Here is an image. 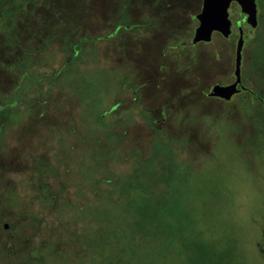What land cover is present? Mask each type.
<instances>
[{"label":"rangeland","instance_id":"obj_1","mask_svg":"<svg viewBox=\"0 0 264 264\" xmlns=\"http://www.w3.org/2000/svg\"><path fill=\"white\" fill-rule=\"evenodd\" d=\"M116 1L4 2L0 264H264V117L207 94L233 78L238 5L191 42L201 0H129L125 23Z\"/></svg>","mask_w":264,"mask_h":264},{"label":"water","instance_id":"obj_2","mask_svg":"<svg viewBox=\"0 0 264 264\" xmlns=\"http://www.w3.org/2000/svg\"><path fill=\"white\" fill-rule=\"evenodd\" d=\"M231 1H235L240 11L245 13L246 22L254 24L256 3L255 0H201L199 10L194 13L196 25L193 28L191 41L208 39L214 30L220 31L223 35L229 32V20L227 18V8ZM237 38L234 45L233 54V79L225 84L213 83L208 91L209 95L228 99L236 90L237 84H240V58L242 46V28L239 21H236ZM241 86V85H240ZM6 223H3L5 226Z\"/></svg>","mask_w":264,"mask_h":264},{"label":"trees","instance_id":"obj_3","mask_svg":"<svg viewBox=\"0 0 264 264\" xmlns=\"http://www.w3.org/2000/svg\"><path fill=\"white\" fill-rule=\"evenodd\" d=\"M15 1H18V5H20L21 4V0H0V14L1 13H5V12H7V10L5 9V7H4V2H8L9 4L12 2L13 3V5L14 4H16V2ZM49 2H50V0H48ZM152 1H156V0H152ZM25 2H30L31 4H36L37 2H39V0H25ZM128 2H129V0H117L115 3H114V11L112 12V15H110V21H113V20H119V22L120 23H125L127 20V15H126V10H127V8H128ZM259 9V8H258ZM113 13L115 14V16L113 17ZM264 16V9H262V10H257V16H256V11H255V16H254V19H255V21H256V23L257 22H259V20H258V16ZM117 16V17H116ZM119 18V19H118ZM149 18H152V15H150V14H147L146 15V19H148V20H150ZM126 20V21H125ZM191 20H193V19H191ZM0 21H1V15H0ZM154 25H155V23H153ZM255 24V23H254ZM215 32H218L221 36H225V35H223L220 31H218V30H214ZM174 34L176 33V32H173ZM212 33V32H211ZM257 33V32H256ZM262 35V33H258L256 36H261ZM53 37V34L52 33H49V34H46V35H43V36H40V38H39V47L38 48H42L44 45H46L47 43H48V41L51 39ZM13 38H14V36H13ZM92 38H93V36H92ZM210 38H211V35H210V37L208 38V39H202V40H197V42H199V41H201V42H208L209 40H210ZM258 38V37H257ZM15 39V38H14ZM180 40V41H179ZM177 42H176V44H178V43H180V42H184L183 40H186V38L185 37H180V39H179ZM258 41H259V39H257ZM74 41V40H73ZM187 41V40H186ZM190 41H191V39H190ZM192 42V41H191ZM261 44H263V42L262 41H260V43L259 42H255V44L253 45V52H254V54L256 53V55H255V60L254 61H250V63H248L252 68L253 67H256V73L257 74H264V47L261 49V52H258L257 53V50L259 49V47H260V45ZM182 45V44H181ZM180 45V46H181ZM258 48V49H257ZM40 52H41V50L42 49H38ZM210 53V55L213 57L214 56V53H211V52H209ZM35 59V57L33 56V54L31 55V58H29V59H27V61H25L24 60V58H22L21 60H19V62L21 63V64H23V61H25V64L24 65H26V64H30V62L32 61V60H34ZM22 75V74H21ZM256 81H257V83H256V87H259L261 84L264 86V79H261V77H260V75H257V79H256ZM18 89L19 88H13L12 90H11V92H9L8 94L6 93L5 95H4V97H2V96H0V132L2 133V131L4 130V126H5V124L7 123V122H9V118H6V114H7V109L6 108H4V106H2V105H4L5 104V102L3 101V100H5L6 102L7 101H9L10 99L9 98H12V95L11 94H13V93H18ZM254 89H256V88H254ZM17 95L18 94H16V97H17ZM252 96V95H251ZM239 99H238V103H239V107H241V108H245V109H248L249 111H250V115H253V116H263L264 117V106L261 104V101H263L264 102V95L261 97V101L256 97V96H254L253 95V97H255L256 99H249L250 97L249 96H246V95H241V94H239ZM246 97H247V99H246ZM229 99V98H228ZM221 100H224V101H227V99H221ZM16 104V100H15V102H14V105ZM13 105V107H16V106H14ZM19 105H21L20 103H19ZM19 105H18V108H20L19 107ZM254 114H253V113ZM6 118V119H5ZM251 118V117H250ZM154 128V127H153ZM118 144V143H117ZM132 148V147H131ZM120 149V148H119ZM113 159V158H112ZM123 161H125V160H122V161H120V164H122L123 163Z\"/></svg>","mask_w":264,"mask_h":264},{"label":"flooded vegetation","instance_id":"obj_4","mask_svg":"<svg viewBox=\"0 0 264 264\" xmlns=\"http://www.w3.org/2000/svg\"><path fill=\"white\" fill-rule=\"evenodd\" d=\"M231 3H235V4H237L235 1H231L230 3H229V6H230V4ZM256 3V2H255ZM238 5V4H237ZM239 7V6H238ZM240 10V9H239ZM227 11H228V8H227ZM240 17L239 18H237V19H235V27H236V37H235V40H236V38H237V26H236V21L238 20L239 21V24H240V26H241V28H242V38H243V40H242V45H244V41H245V39H246V34H247V32H246V30H245V28H243L242 27V25H241V23H243V24H247L248 22H246V17H245V13L244 12H242V11H240ZM256 16H257V5H256ZM229 25H231V21H229ZM234 45H235V43H234ZM241 48H242V46H241ZM240 52H241V55H242V50H240ZM233 54H234V49H233ZM242 57V56H241ZM240 63H241V58H240ZM233 70V69H232ZM260 77H261V79H264V74H261L260 75ZM233 79V78H232ZM240 84H237L236 85V87H237V90L233 93V94H231L230 95V97L232 96V95H234V94H236V93H239V94H241V95H246V96H256L260 101H261V97L264 95V86L261 84L260 85V88H257V89H254V88H251L250 86H248V85H246V84H244L243 83V81H242V78H241V75H240ZM231 81V80H230ZM230 81H227V82H217V83H220V84H225V83H228V82H230ZM213 83H216V82H213ZM212 83V84H213ZM211 84V85H212ZM241 85V86H240ZM210 89V88H209ZM209 91V90H208ZM208 91H207V94H208ZM209 95V94H208ZM210 96H213V95H210ZM215 97H217V98H219V99H224V98H222V97H218V96H215ZM229 97V98H230ZM261 104L264 106V102L263 101H261Z\"/></svg>","mask_w":264,"mask_h":264}]
</instances>
